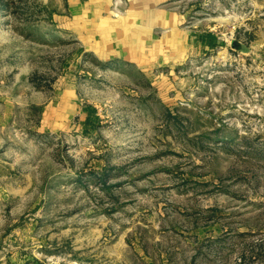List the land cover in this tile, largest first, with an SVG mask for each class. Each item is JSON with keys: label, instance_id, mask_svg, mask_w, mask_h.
Masks as SVG:
<instances>
[{"label": "rangeland", "instance_id": "rangeland-1", "mask_svg": "<svg viewBox=\"0 0 264 264\" xmlns=\"http://www.w3.org/2000/svg\"><path fill=\"white\" fill-rule=\"evenodd\" d=\"M65 5L0 0V264H264V0L161 3L179 47L139 66Z\"/></svg>", "mask_w": 264, "mask_h": 264}, {"label": "crops", "instance_id": "crops-1", "mask_svg": "<svg viewBox=\"0 0 264 264\" xmlns=\"http://www.w3.org/2000/svg\"><path fill=\"white\" fill-rule=\"evenodd\" d=\"M165 1L66 0L67 12L61 21L85 51L102 60L151 64L179 47L180 16L160 6Z\"/></svg>", "mask_w": 264, "mask_h": 264}, {"label": "trees", "instance_id": "trees-1", "mask_svg": "<svg viewBox=\"0 0 264 264\" xmlns=\"http://www.w3.org/2000/svg\"><path fill=\"white\" fill-rule=\"evenodd\" d=\"M42 78H44V76L41 73L38 72H34L31 74L30 79L33 82V84L37 87V88H42V89H46L47 87L42 83ZM49 88H51V85H48ZM109 174L110 172H104L101 176H98L96 173L91 172L90 176L88 177L89 180H96V182L100 183L102 188L107 192V193H111V184L108 183V178H109ZM82 180V179H80ZM110 196H113V194H110ZM113 198H115L113 196ZM116 199V198H115ZM263 250V243H260V245L255 248V251L258 252V254H260V252L258 251ZM260 255H258L259 258ZM244 257V256H243Z\"/></svg>", "mask_w": 264, "mask_h": 264}, {"label": "water", "instance_id": "water-1", "mask_svg": "<svg viewBox=\"0 0 264 264\" xmlns=\"http://www.w3.org/2000/svg\"><path fill=\"white\" fill-rule=\"evenodd\" d=\"M234 45L236 46V41L234 42Z\"/></svg>", "mask_w": 264, "mask_h": 264}]
</instances>
